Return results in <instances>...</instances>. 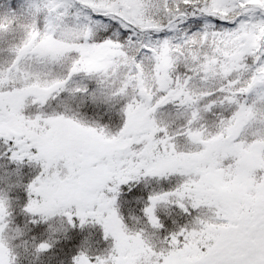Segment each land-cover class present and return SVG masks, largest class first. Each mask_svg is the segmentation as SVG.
Listing matches in <instances>:
<instances>
[{"label":"snow or ice","instance_id":"snow-or-ice-1","mask_svg":"<svg viewBox=\"0 0 264 264\" xmlns=\"http://www.w3.org/2000/svg\"><path fill=\"white\" fill-rule=\"evenodd\" d=\"M18 9L30 20L0 47V264H264V0H19L0 33ZM87 225L99 240L76 244Z\"/></svg>","mask_w":264,"mask_h":264},{"label":"trees","instance_id":"trees-1","mask_svg":"<svg viewBox=\"0 0 264 264\" xmlns=\"http://www.w3.org/2000/svg\"><path fill=\"white\" fill-rule=\"evenodd\" d=\"M53 106H55V104H53ZM73 107H75V102H73ZM117 107H118V105H117ZM105 108H106V106L103 105V104H89V105H86V106L82 107L81 111L85 112L88 115L89 118L98 119L100 121V123L107 124L110 129L115 130L116 128H118L120 126V123L122 122V117L116 112L115 108L109 109L107 111L105 110ZM169 110H171V106L166 107L165 110L162 109V111H164V112H167ZM5 166L9 167V168H14L15 167L14 164L5 165ZM20 171L22 173H24V179L25 180H27L31 175L34 174V170L29 168L27 165H24L20 169ZM0 174H3V167H0ZM11 179H15V176L11 177ZM3 184H4V182L0 181V186H3ZM162 184L165 187H167V182H162ZM122 187H124V186H122ZM18 191L19 190L10 192L9 195L10 196H16ZM253 193L255 194V192H253ZM143 195L146 197L147 189H143ZM120 205H121V211L124 214L126 220L128 218L129 211H131L133 213H136L137 215H140L139 209H140V207H142V204L140 202L127 200L123 193H122V195L120 197ZM172 207L174 209V211L172 212V217H175L177 222L183 223L186 217L183 214H181L179 212V210L175 208V206H172ZM172 217L165 218V217L162 216V219L165 220L166 226H169V227L172 226V224H171V218ZM13 219L17 223H22L23 219H24L21 216V214L19 213V209L16 206V201L15 200L13 201ZM89 233L92 234L90 239L99 240L100 235H101V230L99 229L98 226L87 225L82 232L76 234V244L79 243V239L82 236L88 235ZM104 246H105V242L100 241L99 247L102 248ZM55 251L60 253V248L57 247L55 249ZM72 251H75V247L72 249ZM60 254L63 255V253H60ZM57 259H59L58 256L53 257V260H52L51 264H54V262ZM23 264H28V261L27 260H23Z\"/></svg>","mask_w":264,"mask_h":264},{"label":"rangeland","instance_id":"rangeland-1","mask_svg":"<svg viewBox=\"0 0 264 264\" xmlns=\"http://www.w3.org/2000/svg\"><path fill=\"white\" fill-rule=\"evenodd\" d=\"M18 2L19 0H1L0 15H3L4 11H6L8 7L15 6L16 4H18ZM197 19L199 18H189V21L185 22V26ZM29 20L30 16L28 12L23 9H18L15 18L13 19V23L10 25L9 31L7 33H0V47H3L8 41L12 40L13 38H18L23 32V28L21 27V25L27 23ZM7 55L8 54L6 52L0 51V63H4L6 61ZM52 103L55 104V101H53ZM248 195H250V198H255V194L253 192L248 193Z\"/></svg>","mask_w":264,"mask_h":264},{"label":"clouds","instance_id":"clouds-1","mask_svg":"<svg viewBox=\"0 0 264 264\" xmlns=\"http://www.w3.org/2000/svg\"><path fill=\"white\" fill-rule=\"evenodd\" d=\"M255 196H256V193H255Z\"/></svg>","mask_w":264,"mask_h":264}]
</instances>
